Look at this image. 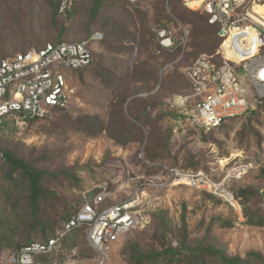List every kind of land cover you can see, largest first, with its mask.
I'll use <instances>...</instances> for the list:
<instances>
[{"label":"rangeland","instance_id":"374dc122","mask_svg":"<svg viewBox=\"0 0 264 264\" xmlns=\"http://www.w3.org/2000/svg\"><path fill=\"white\" fill-rule=\"evenodd\" d=\"M23 1L0 0V60L33 47H42L54 38L55 32L43 25L45 19L49 18L42 8H37L34 25L29 26L26 9V1L29 0ZM84 1V11L78 13L72 24L73 20L67 15L61 16L65 23L71 24L63 39L91 40L83 32L90 5V1L82 2ZM162 1L140 0L138 6H133L126 0H119L116 4H110L111 7L106 11L103 9V17L122 19L123 28L115 29L117 32H107L110 29L102 31L96 26L92 28L94 35L97 32L102 35L101 39L91 40L95 62L81 70H68L69 83L75 89L70 109L51 121L32 122L18 129L1 128V144L18 147L22 155L39 159L44 170L58 173L73 169L79 177L76 182L70 176L45 177L44 182L58 194L55 202L50 200L49 209L43 207L41 216L45 220L54 219L56 209L59 212L71 206L78 209L82 203L93 199L94 188L98 184L107 182L111 188V198L105 205L124 200L135 188L143 185L154 194L156 211L166 213L169 235L174 246L182 238V215H186L187 229L193 242H212L215 247L224 248L229 257L240 256L246 259L252 251H257L264 257V226L247 223L244 215L239 219L220 197H208L207 192L185 185L166 184L164 171L157 174L156 168L150 169L147 160L142 158L145 148L152 146L151 133H148L152 132L154 125L143 126L145 135L135 137L125 145L117 144L106 130L97 136L91 132L94 125L86 117L98 116L101 124L108 126L119 98L127 93L130 95L129 99L148 98L151 95L160 99L162 104L150 112L153 117H157L161 132L172 133L176 109L171 107V103L182 95L190 94L191 90L190 85L181 90H167L163 77L173 71L174 67L185 74L184 69L196 58L216 53L202 51L195 57L189 54L195 51L190 47L180 57L155 50L157 39L152 34L153 27L157 26L156 19L159 15L168 13L171 6L166 3L167 0L165 3ZM172 13L183 24H188L180 18L181 15ZM168 22L164 24H173L179 35L178 21ZM215 59L218 61L217 57ZM148 73H153V76L147 78ZM142 75L147 79H140ZM156 78L159 80L156 81ZM147 80L151 81V86L146 84ZM247 122L250 123L248 130L245 129ZM138 124L142 125L141 122ZM186 132L189 133L177 139V148L169 153L165 152L156 162L169 166L178 165L174 168L181 169L193 167L196 162L198 168H204L207 172L216 170L223 175V170L225 172L230 166L229 162H232L230 158L242 156V159L251 161L253 167L242 179L234 180L230 184L231 188L235 190L240 185L255 186L259 194L247 205L264 214V177L260 174L264 165V104L251 117L242 115L229 119L219 129L199 133L190 129ZM159 142L162 143H157ZM7 171V163L0 153V232L13 235L17 230L23 197L28 194L29 187L22 180H11L7 177ZM148 180L150 182H146ZM155 183L158 185H154ZM227 221H231L232 225H226ZM133 238H140L145 246H152L155 242L150 232L133 230L112 246L110 260L105 264H129V249L125 245ZM69 245L65 251L56 254L52 264H99L84 231L73 233L69 238ZM0 264H12L7 253L1 257ZM253 264H264V261Z\"/></svg>","mask_w":264,"mask_h":264},{"label":"built area","instance_id":"2783aa9c","mask_svg":"<svg viewBox=\"0 0 264 264\" xmlns=\"http://www.w3.org/2000/svg\"><path fill=\"white\" fill-rule=\"evenodd\" d=\"M139 1L127 0L133 6H138ZM75 2L61 0L59 14H66ZM182 3L207 15L208 22L217 26L219 47L214 55H202L184 69L191 93L171 103L176 109L173 135L177 139L190 129L198 133L219 129L228 119L247 115L264 104V15L257 10L264 5V0H182ZM168 11L178 21L180 34L177 35L173 24L154 26L160 46L157 51L172 52L180 47L182 57L189 30L170 7ZM101 36V32H97L92 40ZM90 44L91 40L48 42L3 58L0 61V123L7 120L20 128L32 120L51 121L67 112L75 92L69 83L68 70L93 65L96 56ZM230 159L228 169L225 172L222 169L223 175L204 168L186 170L165 163L157 165L163 166L160 171L165 173L164 183L185 185L216 195L242 219L241 198L230 184L247 175L253 163L242 156ZM94 189L93 199L75 210L58 236L23 245L11 253L9 261L46 264L39 260L41 256L53 252L66 236L82 230L98 263L105 264L110 260L112 246L127 233L150 223L151 214L156 211L155 196L143 185L124 200L107 205L112 195L109 184L104 182Z\"/></svg>","mask_w":264,"mask_h":264},{"label":"trees","instance_id":"16d2710c","mask_svg":"<svg viewBox=\"0 0 264 264\" xmlns=\"http://www.w3.org/2000/svg\"><path fill=\"white\" fill-rule=\"evenodd\" d=\"M15 1L24 2L23 0ZM82 1L83 0H76L72 9L64 15H60L58 11L61 0H43L42 3H37L35 0L26 1V4H28L26 8L28 10L27 14L30 20V23L28 22V24L29 26L34 25L33 19L37 8H42L45 12H47V16L49 18L48 20L45 19V22L43 23L44 27L50 30L52 29V31L55 32L54 38L51 39L52 42L57 43L59 41H71L63 38L68 33L70 25L75 21L74 19H76L78 13L84 11L83 9L86 1ZM88 1H90V5L88 7L89 13L83 24L85 37L88 36L91 40L93 39L94 36L92 38L91 36L93 34L92 28L94 26L102 31L110 29L107 30V32L115 31V29L121 30L123 28L124 21L122 19H116L114 16L103 17L104 12L111 7L110 4H116L119 0ZM165 2L166 0L162 1V3ZM169 5L172 6V8L170 6L171 12H176L179 16L181 15L180 18H183L189 24H184L189 30L185 53H187L188 48L191 47L195 49V51L193 50L189 52V54L195 57L202 51L213 54L217 47H219L217 26L211 25L208 22L207 15L184 6L182 0H169ZM113 6L116 7L117 5ZM103 9H105L104 12H102ZM65 15L73 20L70 25L69 23H65L63 21L64 17L61 16ZM99 20H101L100 24L98 23ZM168 21L175 22V19L170 16L169 12L162 13L161 16L159 15L158 19H156L158 26L167 25L164 24V22ZM147 30L151 33L149 28H147ZM152 34L154 35L155 33ZM156 45L155 50L160 49L158 42ZM162 52L173 56H179L182 49L177 47L175 51L170 52L162 50L160 53ZM174 68L173 71L163 77V82L166 84L167 90H181L187 85H190L186 75L183 72H180L176 67ZM155 70L158 75L157 69ZM151 76H153V73L147 74V78ZM143 78L147 79L144 75L140 76V79ZM155 80L157 81L159 79L156 78ZM150 82V80H147L146 84L151 86ZM129 96L130 95L126 93L124 96L119 98V103L115 105V110L112 112L114 114L111 115L110 124L108 126L101 124L98 116H87L86 119L90 122V124L94 125V129L91 130L94 136H97L100 132L106 130L108 136L114 139V141L119 145H125L135 137L141 135L144 136L145 130L143 126L146 127L150 124L154 125L152 132L148 133V135L151 133L150 144H152V146L145 148L146 152L142 159L147 160L150 169L156 168V173H158L163 169V166L157 165L158 161L156 159L162 158L165 155V152L169 153L170 151H174L177 148L176 142L179 140H177L172 133L161 132L157 123V117H153L150 112V110H153L162 104L160 99L158 100L157 97L153 95L148 98L135 97L132 99H129ZM256 111L248 113V117H251ZM32 122H34V120L29 122L28 125ZM138 122H141L142 125H139ZM1 128L18 129L13 122L7 120L0 123V130H2ZM249 128L250 123L247 122L245 129L248 130ZM158 141H162V143H157ZM19 151L18 147L2 146L0 139V153L8 166L7 177L14 180V182L22 180L23 182H26L29 187L28 194L23 197V206L18 213L19 222L15 234L8 235L0 232V259L5 253L9 256V254L18 251L24 244H28L34 240H39L38 237H42V241H47L51 237L58 236V233L62 230L65 222L69 220V218L75 213V210H77L74 209L73 206L66 207L67 209L60 212L56 209L57 214L55 213L54 219L50 220H45L44 216H41L43 213V207L49 209L51 204L50 200L52 199L53 202H55L58 197L57 192L49 188V185L44 182L45 177L56 178L60 176H70L75 182L79 180V177L73 169L62 172L58 171V173H53L52 171L46 169L44 170L40 166L39 159L33 158L29 155L24 156ZM177 166L178 165H172L171 167ZM192 166L193 167H185L184 169H198V163L194 162ZM260 174L264 177V165L260 169ZM234 191L236 195L241 198L243 214L247 219V223L251 225L264 226V214H261L258 209L247 205V203L252 201L253 198L259 194V190L253 185H240L236 187ZM207 196L214 197L213 194L208 192ZM226 225H232V222L227 221ZM20 226L21 231L19 232ZM187 226L188 222L186 215H182V230L180 232L182 238L179 241V244L174 246L169 235L170 229L166 213L164 211L153 212L151 214L150 223L137 229H140V231L150 232L151 236L155 238L154 245L145 246L140 238L130 239V241L125 245L129 249V264H253L254 262L264 261L262 254L257 251H252L249 253L248 258L243 259L240 256L229 257L224 248L220 249L215 247V244L212 242H193ZM72 234L66 236L53 252L40 257V260L46 262L47 264H52L53 260L56 258V254H59V252L65 251L67 247H70L69 238Z\"/></svg>","mask_w":264,"mask_h":264},{"label":"bare ground","instance_id":"6f19581e","mask_svg":"<svg viewBox=\"0 0 264 264\" xmlns=\"http://www.w3.org/2000/svg\"><path fill=\"white\" fill-rule=\"evenodd\" d=\"M192 5H196L195 3H192ZM257 10L264 15V5H260L257 7Z\"/></svg>","mask_w":264,"mask_h":264},{"label":"clouds","instance_id":"9594fccd","mask_svg":"<svg viewBox=\"0 0 264 264\" xmlns=\"http://www.w3.org/2000/svg\"><path fill=\"white\" fill-rule=\"evenodd\" d=\"M167 4H169V0H168ZM169 7H170V6H169ZM194 11H195V10H194ZM231 119H232V118H231ZM228 120H229V119H228ZM225 123H226V122H225ZM225 123H224V124H225ZM193 130H194V129H193ZM172 131H173V130H172ZM172 134H173V132H172ZM173 136H174V135H173ZM159 172H160V171H159ZM159 172H158V173H159ZM158 173H157V174H158ZM154 175H155V174H154ZM84 203H85V202H84ZM29 243H30V242H29ZM24 245H25V244H24ZM10 255H11V254H9V256H8L9 258H10ZM43 256H44V255H43ZM41 257H42V256H41ZM39 260H40V258H39ZM40 261H41V260H40ZM43 262H44V261H43ZM45 263H46V262H45ZM46 264H47V263H46Z\"/></svg>","mask_w":264,"mask_h":264}]
</instances>
